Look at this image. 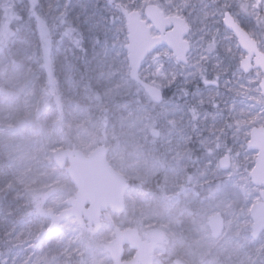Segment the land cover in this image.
Segmentation results:
<instances>
[{
  "label": "rangeland",
  "instance_id": "1",
  "mask_svg": "<svg viewBox=\"0 0 264 264\" xmlns=\"http://www.w3.org/2000/svg\"><path fill=\"white\" fill-rule=\"evenodd\" d=\"M15 2L0 0V264H112L108 245L130 229L158 236L154 264H264V232L251 236L259 200L249 204L244 182L229 186L194 163L158 115L85 82L70 57L45 60L35 40L21 46L22 25L9 29ZM101 145L130 184L125 211L106 212L98 232L70 218L39 240L52 225L47 214H60L77 193L59 153L89 156ZM218 213L225 228L214 239L207 219Z\"/></svg>",
  "mask_w": 264,
  "mask_h": 264
},
{
  "label": "snow or ice",
  "instance_id": "2",
  "mask_svg": "<svg viewBox=\"0 0 264 264\" xmlns=\"http://www.w3.org/2000/svg\"><path fill=\"white\" fill-rule=\"evenodd\" d=\"M17 42L158 115L198 163L264 201V0H17Z\"/></svg>",
  "mask_w": 264,
  "mask_h": 264
},
{
  "label": "water",
  "instance_id": "3",
  "mask_svg": "<svg viewBox=\"0 0 264 264\" xmlns=\"http://www.w3.org/2000/svg\"><path fill=\"white\" fill-rule=\"evenodd\" d=\"M49 76L52 78L50 61H48ZM57 101V99H56ZM157 136V132H153ZM257 143H264V137L257 133ZM107 150L99 146L89 156L76 149H66L59 153V157L69 163L67 172L73 181L77 193L70 199L68 209L56 215L49 212L47 217L52 220L51 227L42 233L39 240L45 235L53 233L65 220L75 218L80 226L87 225L96 232L102 229V218L105 212L120 214L125 211V195L130 186L128 180L116 171L107 161ZM255 178L264 179V152L258 153L256 158ZM253 224L251 236L258 239L264 232V201L254 204L250 211ZM213 238L218 239L224 230L225 219L221 214L208 218ZM157 237L144 241L134 229L116 232L114 240L108 245L112 264H154V253L157 249ZM134 250L132 259L124 258L125 248ZM175 264H186L175 260Z\"/></svg>",
  "mask_w": 264,
  "mask_h": 264
},
{
  "label": "trees",
  "instance_id": "4",
  "mask_svg": "<svg viewBox=\"0 0 264 264\" xmlns=\"http://www.w3.org/2000/svg\"><path fill=\"white\" fill-rule=\"evenodd\" d=\"M11 7V6H10ZM11 15H13L12 16V18H13V21L10 23V28L9 29H17V27L18 26H20L21 25V23H20V21H19V19H18V17H17V14L13 11V9L11 8ZM15 21H16V23H15ZM127 255H125V257H126Z\"/></svg>",
  "mask_w": 264,
  "mask_h": 264
},
{
  "label": "flooded vegetation",
  "instance_id": "5",
  "mask_svg": "<svg viewBox=\"0 0 264 264\" xmlns=\"http://www.w3.org/2000/svg\"><path fill=\"white\" fill-rule=\"evenodd\" d=\"M173 198H174V197H170L169 199L172 200ZM154 236H156V235L151 236L150 239H149V238H146V239L143 238V239H144L145 241H150L151 238L154 237ZM156 237H157V240H158V243H157V248H158V246H159V239H158V236H156ZM128 248H129V247H126V248H125V254H124V258H125V259H127V258L125 257V255H126V250H127ZM129 249H130V248H129ZM130 250H131V249H130ZM156 250H157V249H156ZM132 251H134V250H132ZM134 252H135V251H134ZM127 260H128V259H127Z\"/></svg>",
  "mask_w": 264,
  "mask_h": 264
},
{
  "label": "built area",
  "instance_id": "6",
  "mask_svg": "<svg viewBox=\"0 0 264 264\" xmlns=\"http://www.w3.org/2000/svg\"><path fill=\"white\" fill-rule=\"evenodd\" d=\"M256 202H258V201H256ZM256 202H255V203H256Z\"/></svg>",
  "mask_w": 264,
  "mask_h": 264
}]
</instances>
